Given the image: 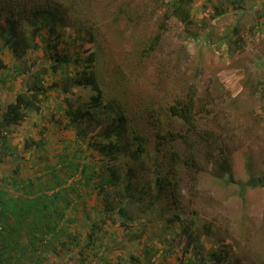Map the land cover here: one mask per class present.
I'll list each match as a JSON object with an SVG mask.
<instances>
[{
	"label": "rangeland",
	"instance_id": "rangeland-1",
	"mask_svg": "<svg viewBox=\"0 0 264 264\" xmlns=\"http://www.w3.org/2000/svg\"><path fill=\"white\" fill-rule=\"evenodd\" d=\"M65 1L72 4L69 13L75 23H56L52 30L44 28L42 43L49 44V48L42 45L16 58L13 51L0 43V56L7 64L0 70V115L11 95L19 92L25 82L32 83L34 72H42L43 66L54 61L56 53L71 60L64 71L41 74L42 87L50 95L48 104H43L39 111L34 109L25 119L29 120L25 127L18 124L5 132L7 142L5 153H0V179L5 171L20 175L36 169V162L22 165V169L15 160L24 157L25 139L29 141L35 135L46 146L48 142L56 144L58 138L55 149V145L48 150L30 146L27 155L42 161L49 150L61 155L80 149L81 159L83 155L93 162L94 170L90 171L96 175L89 183L80 175L68 176L65 184H72L69 191L76 193L81 189V202L98 204L99 209L106 199L113 202L116 212L125 204L126 214L133 217L126 221L125 215L115 213L111 217L116 221L108 218L102 228L100 221H96L93 234L97 245L91 246L90 252L89 247L83 251L76 249L75 259L85 253L88 264H92L96 261L95 248L103 243L104 255L112 264H131L130 253L147 259L145 246L156 252L151 264H212L214 259L209 254L218 248L221 255L228 256L222 264H264V187L249 188L242 198L238 184L228 185L224 178L215 176L211 164L202 172H183L178 196L180 218L176 217L175 209L157 196L151 158L155 129L147 126L134 107V101L145 99L154 101L156 106L168 105L187 91L188 84L194 83L199 100L198 124L214 132L234 179L264 177V0L184 3L195 23L191 29L200 36L186 35L184 20L171 17L166 21L157 50L143 58L139 55L140 47L156 36L170 0ZM89 33L94 40H90ZM90 51L96 52L95 72L105 101L116 97L126 104L130 117L126 134L110 138L119 146L108 156L99 151L96 142L108 141L102 133L117 119L115 112L98 110L79 126L70 127H66L68 119L63 117L66 98L75 106H82L94 93L90 86L82 85L72 92L62 91L64 85L72 82L67 75L73 79L84 70ZM163 120L165 128L179 131L182 127V121L171 112ZM133 125L147 139L146 151L138 157L134 154L138 141L130 133ZM13 145L14 150L10 148ZM177 148L183 151L185 144L180 142ZM112 171L117 173L116 185L111 183L98 192L100 176L105 180ZM128 183L132 185L129 190ZM72 232L84 242L86 231ZM64 252L69 254L67 249ZM75 261L66 264H77Z\"/></svg>",
	"mask_w": 264,
	"mask_h": 264
},
{
	"label": "trees",
	"instance_id": "trees-1",
	"mask_svg": "<svg viewBox=\"0 0 264 264\" xmlns=\"http://www.w3.org/2000/svg\"><path fill=\"white\" fill-rule=\"evenodd\" d=\"M191 1L193 0H170L168 2L169 6L165 8L164 20L161 21L156 36L150 42L141 44L142 46L139 51L141 58L149 56L153 51L157 50L159 41L165 32L166 21L171 17L184 20L187 26L186 35L194 38L200 36L198 32L191 29V26L195 25V23L191 18L190 8L184 4ZM71 8L72 4L67 3L65 0H0L1 46L13 51L16 58H21L27 52L36 50L42 45L49 48V44L42 43L45 39L44 28L49 27L52 30L55 28L56 23H70L74 25L75 21L72 20L69 13ZM89 35L90 40L95 39L92 33H89ZM95 61L96 52L90 51L84 70L73 79L67 75V78L72 80V82L63 86V92H72L76 86L82 85L90 86L94 93L91 95L89 102L82 106H75L69 98H66L67 108L64 110V115L68 118L69 125L79 126L84 121L90 119L94 112L98 110H105L109 114L115 112L117 119L102 133L103 138L105 136L108 141L96 142V147L99 151L108 156L113 151L118 150L119 146L118 143L111 141L110 138L113 135L121 137L126 134L125 126L130 117L128 116L126 104L116 97H112L107 102L105 101V92L95 72ZM70 62L71 60L66 55L56 53L54 61L48 66H43L42 72H34L32 83L25 82L23 88L19 92L12 94L10 100L2 106V113L0 115V153L1 151H4V153L6 151L5 143L7 142V136L5 132L9 131L11 126L20 124L34 109L39 111L43 104H48L50 95L48 94V90L42 87L41 74L56 73L59 70L64 71L66 65ZM6 67V62L0 56V70ZM145 100L142 102L134 101V107L142 115L147 126L155 129V147L151 158H153L154 164V181L157 188V196L163 197L167 201V204L175 209L176 217L180 218L178 196L182 189L181 173L183 172H202L207 168L208 164H211L215 176L224 178L225 183L228 185L233 182L238 184L239 194L242 198H245V194L249 188L264 187V177L251 176L245 181L234 179L228 160L219 150L214 132L198 124L196 116L199 100L194 83L188 84L187 91L183 95L176 96L174 101L168 105L160 104L156 106L154 101ZM59 107L62 108L63 104H60ZM167 112H171L172 115L177 116L182 121V127L179 131L164 127L163 116ZM134 126L131 127L130 133L138 141V149L134 151L135 156L138 157L142 152L146 151L147 139ZM180 142L183 145L185 144L183 151L177 148V144ZM38 143L35 142L34 144L38 146ZM29 145L30 143H28ZM80 152H82L80 149H76L73 157L64 156L59 160L60 168H56V165L52 163V157H43V162L47 164L48 168H51L45 174H49L48 172H50L54 175H61V173L67 175L66 179L42 184L43 188L46 186L45 188L48 190H54V193H56L54 200L56 198L59 199L60 196H63V193L71 189L72 184H65L69 179L68 176L80 175V177L89 183L91 178L96 175V173L90 171L91 168H94L93 162L85 160L83 155L81 159ZM18 169L19 167L15 168L14 172ZM5 173L4 178L0 179V264H45L46 258L44 253L52 249H59L61 252L59 255L61 262L62 264H66L63 262L62 249H66L68 246L67 238L71 239L74 236V243L80 251H83L82 249H86L88 246L97 245L93 234L96 228L93 225L96 221H100V226H98L102 228L104 222H106L105 220L113 218L111 216L115 213H118L120 216L125 215L124 220L126 221L133 220V217L126 214L127 205L122 204V207L116 212L115 208L112 207L113 202L110 199H106L104 207L101 209L98 208V204H95L97 214L93 219H90V215L88 214L86 216V212L83 210L87 217H85L86 224L82 226V232L80 230L81 233L87 232L84 233L87 236L83 242L77 238V234H72L68 225H64L63 219L67 216L66 213H63L64 211L58 210L60 213H57L55 216L49 213L48 198L40 197L41 201L36 198L23 199L18 196L15 197L11 193L12 189L15 191L22 188L27 189L25 187L26 183L21 185L16 173L10 175L9 171H5ZM100 177L102 184L97 183L99 187L98 192H101L104 188H109L111 183L116 185L117 173L115 171H112L110 176H106L105 180L104 176L101 175ZM131 186V183H128L127 190ZM77 196V201L78 199L80 201L83 199L84 193H81V189L77 191ZM60 200H64L63 202L66 203L71 202L65 198H60ZM123 202H126V199ZM36 219L41 221V223L37 222ZM88 220H90V225H88L89 222L87 223ZM112 220L116 221L115 218ZM88 228L92 231L89 232ZM186 232L190 234V229L186 228ZM24 238L28 239L26 244L23 243ZM95 249L96 251L93 254L95 258L93 259L96 261L92 262V264H112L111 259L104 255L103 243ZM152 249L151 246H145L144 254L147 256L145 260L130 253V263L151 264L152 258L156 254ZM221 254V248L211 251L209 256L214 259L212 264H222L225 257H228ZM76 263L88 264L85 253L79 254Z\"/></svg>",
	"mask_w": 264,
	"mask_h": 264
},
{
	"label": "crops",
	"instance_id": "crops-1",
	"mask_svg": "<svg viewBox=\"0 0 264 264\" xmlns=\"http://www.w3.org/2000/svg\"><path fill=\"white\" fill-rule=\"evenodd\" d=\"M60 112H62V110H60ZM31 115H32V111L28 114V116L25 119L29 118ZM63 117H66V116L63 114ZM25 119L19 124V127H21V126L25 127L27 125V123H29V120L26 121ZM32 125H33V122H32ZM65 125H66V127L72 126V125H69V120H67L65 122ZM35 142H39L38 146H36L34 144ZM41 142H42V139L36 138L35 135L29 141L27 139H25V144H24V147H23V155H24V157H23V159L17 157V159H15V160L20 162V165H21L22 169H23L22 165H25V164H31V163H35L36 162L37 166L35 167L36 169L25 170L27 172L18 175V181L21 182V185L26 183L25 187H27V189L22 188V189H19L18 191H15V190L12 189L11 193L15 197L18 196V197H21L23 199L36 198V199H39V200L42 201V199L40 197L48 198L49 201L48 200L47 201H48V206L50 208L49 213H51V215L55 216V215H57V213H60L59 211H64L63 213L67 214V216L63 219V221L65 222L64 225H68L70 227L71 231L74 230V229L82 230V226L84 224H86V218H87L86 216H87V214L90 215L89 216L90 219H93V217L96 216L97 211L95 209V205L92 206V205H89L88 203H85V202H81V201L78 202L77 201V197H78L77 196V192L73 193V192H70L69 190L66 193H63L62 194L63 196H60L59 199L56 198L54 200V197H55V194H56V193H54V190H51V189L48 190L47 188H45L46 186L43 188V186H42L43 183H49V182H53L54 180H59V179H66L67 175L65 173H61V175H59V174L54 175V174H52L50 172H48L49 174H45V172H47L51 168H48L47 164H45L43 162V160L42 161H40V160H36L35 161L34 159H32V156L29 157L27 155V151H28L30 146H32L33 149H44L46 147L47 150H48V149L51 148L52 143L48 142L46 144V146H45ZM28 143H30L29 146H28ZM58 144H59V141H58V138H57V143L52 145L53 147L55 145L54 149L56 148V146ZM19 146H22V145L19 143ZM65 146H67V145H65ZM10 148L12 150H14V149H16V146L13 145V147L10 146ZM75 150L76 149H74V151ZM74 151L72 153L67 151V153H63L61 155H55V154H53V152L50 153V150H49L45 157H52L51 158L52 159V163L56 165V168H60L59 160H61L64 156H67V155L70 156V157H73ZM13 163H14V161L11 164L13 165ZM60 198H65L67 200H70L71 202L70 203L63 202L64 200L62 201V200H60ZM22 203H23V201H22ZM83 210L86 212V216H85ZM74 217L76 218L75 220H74ZM84 218H85V221L83 222ZM29 219L32 220V218H30V217H29ZM36 221L41 223V221H38L37 219H36ZM88 221H89V223H88ZM88 221H87V223H88V225H90V220H88ZM46 222H48V221H46ZM55 223H57V222L55 221ZM88 231L91 232L92 230L90 228H88ZM72 234H73V232H72ZM73 237L74 236H72L71 239L67 238L68 246H67L66 249H67L69 254L64 252L65 248L62 249L63 256H64L63 262H65V263H66V261H71L72 259L77 261V259H75V257H73V256H75V252L78 250V247L74 243V238ZM27 242H28V239L24 238L23 239V243L26 244ZM88 247H89V252H90V249H91L90 247L91 246H88ZM60 254H61V252L59 251V249H52L50 251H46L44 253V256L46 258L45 264H62L60 256H59Z\"/></svg>",
	"mask_w": 264,
	"mask_h": 264
}]
</instances>
